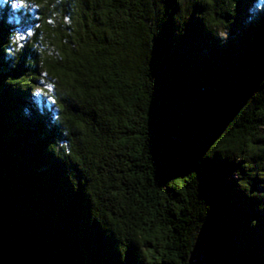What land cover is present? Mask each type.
<instances>
[{"label": "trees", "instance_id": "obj_1", "mask_svg": "<svg viewBox=\"0 0 264 264\" xmlns=\"http://www.w3.org/2000/svg\"><path fill=\"white\" fill-rule=\"evenodd\" d=\"M25 2L48 47L0 9V262L264 264V2Z\"/></svg>", "mask_w": 264, "mask_h": 264}, {"label": "rangeland", "instance_id": "obj_2", "mask_svg": "<svg viewBox=\"0 0 264 264\" xmlns=\"http://www.w3.org/2000/svg\"><path fill=\"white\" fill-rule=\"evenodd\" d=\"M261 1L264 2V0ZM13 3L14 0H0L1 13L9 6L10 10L7 13V18L12 17V21H14L17 26L12 40V46L10 48L11 51L20 49L26 44H34V47H38L40 49L48 47L47 43L43 40L42 35L37 33V23L34 22V18H36L35 7L27 2L25 3L28 7H13ZM29 32H31V36L27 35ZM18 36H23L24 39L18 40ZM36 36L37 40L35 41ZM45 88L49 90V93L45 94V102L47 105H51V103L53 104L52 98L50 97L51 90L48 87ZM192 264H204V262L202 258L195 257L192 260Z\"/></svg>", "mask_w": 264, "mask_h": 264}, {"label": "water", "instance_id": "obj_3", "mask_svg": "<svg viewBox=\"0 0 264 264\" xmlns=\"http://www.w3.org/2000/svg\"><path fill=\"white\" fill-rule=\"evenodd\" d=\"M0 264H39V263L32 258L22 257L16 260H11L9 262H4V263L0 262Z\"/></svg>", "mask_w": 264, "mask_h": 264}, {"label": "snow or ice", "instance_id": "obj_4", "mask_svg": "<svg viewBox=\"0 0 264 264\" xmlns=\"http://www.w3.org/2000/svg\"><path fill=\"white\" fill-rule=\"evenodd\" d=\"M13 7H28V5L25 3V0H14V3L12 5ZM28 36H31V32L27 34ZM18 40L24 39L23 36H18Z\"/></svg>", "mask_w": 264, "mask_h": 264}]
</instances>
